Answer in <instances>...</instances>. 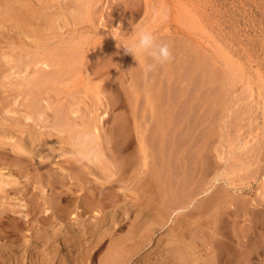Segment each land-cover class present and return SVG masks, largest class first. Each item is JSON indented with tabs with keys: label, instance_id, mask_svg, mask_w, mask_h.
Instances as JSON below:
<instances>
[{
	"label": "bare ground",
	"instance_id": "bare-ground-1",
	"mask_svg": "<svg viewBox=\"0 0 264 264\" xmlns=\"http://www.w3.org/2000/svg\"><path fill=\"white\" fill-rule=\"evenodd\" d=\"M100 2L101 0H0V236H5L4 224L6 222L4 221L12 213L17 214L22 222L29 221L28 216L30 213L28 211H35L46 216L43 219L42 226H39L36 233V229L31 231L34 232L35 236L33 240L31 237L30 242H26V240L25 243H22V241L21 243H16V241H10L7 244L6 242L0 243V264H7L5 263L6 259L8 261L11 259L13 264H22L24 253L30 254V247L33 244L35 246L33 249L36 251L34 253L36 259H34L33 264H93L94 261L97 264H122L133 259L136 251L134 249H142L147 246L151 239L149 233L152 232L154 225L160 227L161 230H164L166 226L164 237L167 236V239L165 238L164 252L162 251L164 257L159 255L162 258L154 259L152 262L149 261L150 259L148 260L149 256H145L142 259L147 263L140 262L139 264H264V176H260V183L248 184L247 187L237 186L238 184L234 181L235 177L238 178L239 176L240 178L241 174L239 175V173L243 170L245 173L249 171L248 178L258 182L259 178L256 175L261 172H259L260 165L258 164L264 154V143L255 140L248 145L247 142H241L243 144H240V141H238V144L232 146L229 139L224 140L223 135H217L223 137L220 138L223 140L219 142L218 146L214 147L215 151L219 153L221 159L232 158V164H229V167L231 168L230 174L234 179L226 181L221 186L218 185L213 189L211 187L203 189L199 184L202 190L201 193L205 194L204 201L207 202L206 212L201 219H185L187 222H184L180 220V217H177L168 222L170 219L167 220L164 217L166 215L163 214L165 209H169L168 212L175 215L186 212L185 210L189 206H191L190 210H193L196 205L192 204L195 198L192 196V192L194 193L196 188H190L189 195L185 193L186 191L184 190V192L181 186L184 178L180 175L183 168L181 164L182 154L190 144L193 145L192 140L190 142L188 140L185 145L184 143L181 145V140H179L178 150L175 149L173 157L171 156L176 161L177 171L173 172L174 178L171 179L174 184L169 186L170 188L168 187L169 191L167 192H169V195L166 196L168 199H164L165 194H163V197L161 196L162 205L165 208L158 205L157 192H151V190L147 192L148 189H144V183L147 181L146 175L154 172L157 161L160 159L161 164L165 165L166 161L170 159L168 153V157H166V147H164L166 146V140L164 137L167 133V136H174L179 128L183 126L180 121L179 125V122L176 121L177 128H175L178 131L173 126V114H176L177 110L182 109L183 112L185 106L187 110L189 109L188 115L184 114L186 111L181 112V116H183L182 123L193 112L194 118L200 120V123L202 122L201 124L195 123L196 128L193 130H196L211 116L205 114L207 116L205 117L204 114L200 113V110L207 107L209 111H212L218 105L221 109H224V107L228 109L225 104L230 105V102H227V96L230 93L228 94L227 91L229 90L225 87L228 84L232 85L233 81L235 82L234 76L232 77L233 71H235L233 60L232 65L229 63L228 58L224 62V65H230L229 69H232L231 71L229 69L225 70V68L221 69L223 64L220 66L221 62L217 61L215 55L211 54L212 56L205 57V55L196 53V50L192 49L191 53L194 55H191L188 59V55L185 54L187 59L182 61L187 60L190 64L187 65L189 69L185 77L177 76L179 78L178 84L172 79V61L157 67L151 73L145 74L141 66L143 61L139 57L134 59L131 56V59L128 60L127 58L128 61L125 60V62L130 61L128 65H131V70L133 66L135 68L133 70L138 71V81L134 83L133 89L130 90L126 82L122 84L121 80L124 78L118 79L119 83L116 84L123 87L124 93L130 91L129 93L132 96L130 98V95L126 96L127 103L129 102L134 108L144 106V109L147 110V112L145 111L146 114L148 113L146 115L148 116L147 120L154 121L155 125L152 122L154 125H152V130H154L156 138L159 139L154 138L156 139L154 141L150 138L151 141H154L153 144L158 147L155 148L158 153L155 156L154 148L153 153L151 152L152 143L150 139L140 131L139 147L137 146L140 154L137 156L132 155L135 157L132 162L134 170L132 173H126L124 163L127 161V157L116 148V146L119 147L118 141L114 139L111 130L110 133L105 130L102 120L107 114H105L104 109L116 102L109 97L104 100L102 95L104 88L110 87L109 85L114 86V77L110 79L102 78L101 69H104L103 65H100L101 61L99 62L98 56L93 54L100 48L117 45L121 38L113 33L112 41H110V38L106 39L105 37L106 40L101 43H90L92 38L89 32L96 29L92 26L94 16L97 15L100 18L104 16V14L102 15ZM134 5L135 0L115 2V5H111L114 9L111 15L113 19L109 18L107 22L117 23L119 21L122 27H127L131 23ZM99 17L97 18L99 19ZM105 17L107 16L102 17V19H106ZM103 20H101V24H103ZM199 42L201 41H198L197 44ZM121 44V52H119V48L115 49V47L106 49H110L112 55L109 54L115 56V62L111 58L114 62L113 67H119L120 70L121 62L126 59L125 56H130L128 53V55H125L126 51L123 48L127 45L124 46L123 42ZM191 53L189 52V54ZM185 55L182 57L186 58ZM234 62L237 63L238 61ZM106 64H108L107 61ZM239 65L236 64V66ZM88 69H91V73H88ZM155 71L156 73H154ZM94 75L100 77L99 81L92 82ZM124 75L123 77L127 74ZM119 76H121V73ZM198 77L199 87L198 89L194 88V93L197 92V94L190 97L186 96L187 89ZM244 78H247V76ZM175 83L178 86H174ZM246 84L250 87L248 83ZM112 88L109 90L115 91ZM231 88L233 90V87ZM250 92L252 94V90ZM171 94L173 95L171 96ZM236 99L238 100L237 97ZM231 101L233 102V100ZM232 102L231 104L234 103ZM101 108L103 109L101 110ZM224 110L222 111L225 114L221 113L220 117L218 116V121L226 124L224 118L231 111ZM101 111L104 113L101 114ZM142 112L144 113V111ZM234 114L237 113L234 112ZM235 115L234 118H237ZM224 124L219 125L224 127ZM148 125L150 126V123ZM139 126L138 128L142 130ZM189 127H187L188 130ZM202 127H204V124ZM152 130L148 131L151 132ZM184 130L187 129L184 128ZM123 131L122 133H124ZM220 131L222 132V130ZM233 131L235 132V129ZM180 133H183V136L185 135L183 130ZM193 134L197 135L191 131V135ZM194 135L193 137H195ZM197 142V145L195 143L193 145L195 149H193V153H195L197 160L193 157L192 169L202 167L198 164L201 154L198 155L197 153L203 151L204 145H199L198 140ZM223 142H228L229 151L227 150V154L222 153L220 149L223 147ZM254 167L255 169H252ZM198 169L194 170L195 174L192 176V182L188 181L186 183H196V178L198 179L197 176L200 175V172L197 173ZM246 169L248 171H245ZM143 172L144 175H140ZM156 173H158L157 169ZM153 176L151 175L152 178ZM168 176L170 175L168 174ZM213 179L216 181L217 177L215 176ZM205 181L207 182V180ZM115 187H121V192L118 193ZM138 188H140V192L142 191L140 194L136 191ZM182 191L185 194H182ZM108 197L113 202L110 211L113 210L114 212L104 213L103 216L101 215L102 218L98 217L99 219H96V222H88L83 225H81V222L74 224L76 227L69 225L65 227V232H61L53 228L55 226L52 225V221H48L50 216L47 215H51L50 211L58 212L60 216H63L75 198L78 199L77 202L81 207L80 211L83 213L89 211V209H103V203H105L103 201ZM127 197L130 199L127 200ZM119 199H122L121 204H116L115 202ZM119 208H123V213L127 216L132 209L136 212L135 220L132 219L128 222V226L121 225L120 222H123L121 219L120 221L117 220L118 215L115 212ZM172 221L174 222L171 224ZM107 223L112 225L108 227ZM115 225H118V227L115 228ZM21 226L19 223H15L9 229L12 228L14 233L17 234L21 232ZM79 226H81L80 229ZM123 228L127 229L124 230V238L131 241L128 243L129 245H124L128 246L127 252H122V254L117 252V248L123 242L118 243L119 239L116 238V243L112 242L116 246L110 253L103 254L105 256L96 261V256L100 251L98 246L103 238L102 235L108 233L117 235V232L122 231ZM139 230L142 232H138ZM85 233L89 237L88 240L82 238ZM134 237L137 238L136 242L132 241ZM226 244L229 245L230 252L227 251L229 247L226 250L227 252L224 251L223 247ZM39 247H44V249L38 250ZM95 247L97 248L94 249ZM62 250L66 252H64V257L60 256Z\"/></svg>",
	"mask_w": 264,
	"mask_h": 264
},
{
	"label": "rangeland",
	"instance_id": "rangeland-1",
	"mask_svg": "<svg viewBox=\"0 0 264 264\" xmlns=\"http://www.w3.org/2000/svg\"><path fill=\"white\" fill-rule=\"evenodd\" d=\"M119 1L118 0H101L100 6L102 9V15L104 14V16H107V17H105L106 19L103 20L102 17H104V16H102L100 18L99 16L95 15L94 16V22L92 23V26H93V28H96V29H93L91 32H89V34L92 38V40L90 42L91 44L92 43L93 44L94 43H96V44L101 43L104 40H106L107 38H110L111 39L110 41H112V34L113 33H115L119 38H121V40L118 41L119 46H117L118 44L106 46V47H104L105 49L103 48L104 50L102 48H100V49H98V51L93 53V54L98 56L99 62L101 61L100 65H103L104 69L100 68L101 72H102L101 73L102 78L106 77L105 79H107V78L110 79V78L114 77L113 79H114L115 84L119 83L118 79L120 80V79L124 78L123 79L124 81L121 80L122 84H123V82H126V84L129 85L128 86L129 90L133 89V86L135 85L134 83H136V81H138V77H139V75H137L138 71L133 70L135 68L132 66V70L134 71L133 72L131 70V65L130 64L128 65V63H130V61L125 62V60L128 61L129 59H131L130 57L132 55L130 54V56H129L127 53H125V55L127 54L128 56H125L126 59H124L123 62H121L122 66H120L121 67V70H120L119 67L115 68V66L113 67V65H112L115 62L114 61L115 56L114 55L111 56L112 54L110 53V49H111V47H112V49L114 47H115V49L119 48L118 50H119V52H121L122 51V48H120V46L122 45L121 42H123L124 46L128 45L130 38L134 35L137 28L140 26H143L147 30H150L151 32H153V34L156 35L159 42L171 44L170 46H171L172 52H173L171 74H172V79H174V82H176V83L179 80L178 77H185L187 74V71L189 69L188 68L189 61H187V60H186L187 62L186 61L182 62V61H184V59H187V55H188V59L190 58L191 55H194L193 53H191L192 49H195L196 53H200L202 55H205V57L206 56L210 57L212 55H215V57L217 58V61H219V63L221 62L220 66L223 64L221 66V69L225 68V70H227L230 68L229 67L230 65H227V64H225L226 66L224 65V62H226L227 58L230 61L229 63L231 65L233 63L235 64L234 65L235 71H233V75L232 74L231 75H232V77L234 76V80L238 84L233 81L234 84L233 83H232V85L228 84L227 85L228 87L227 86L225 87L229 90V91H227L228 94L230 93V95L232 96V97L230 95L227 96L228 97L227 102H230V105H227L228 103H226L225 106H227L228 109L225 107H224L225 110L221 109V107H219V105H218L217 107H219V108L216 107L215 108L216 110L213 109L212 111H209V109L207 107L205 109H203L204 111L200 110V113H202L204 115L206 114L207 116H209V115H211V116H209L208 119H206V122L203 123L204 127H202L203 124L199 125L196 130H193L196 128L195 123L198 122V124H201L202 122L200 123V120H197L194 118L195 115L192 114L193 112H191L189 114V117L186 118L187 121L183 120V123H182V119H183L182 118L183 116H181L182 109L177 110L176 114L174 113L175 116L173 114V119H174L173 120V123H174L173 126H174V128L176 127V121L177 122L180 121L183 126L179 128V131L176 129L177 127L175 128V130H177L178 132L174 136H167L168 135V133H167V135L164 137L166 140L165 141L166 146H164V147H166V157H168V155L170 157L169 161H166L165 165H167L168 167L170 165V167L168 168L165 165H162L160 162V159H159L157 161V164L154 167L155 169L153 168L154 172L148 173V175H146L147 181H146V183H144L145 184L144 189L145 190L148 189L147 192H149L151 190V192L153 191V192L158 193V194L156 193V197H158L157 198L158 199V205L160 207L165 208L162 205L163 204L162 197H163V194H165L164 199H168L166 196L169 195L168 194L169 192H167V191H169V188H170L169 186L174 184V183H172V180H173L172 178H174V173H175V170L177 168L176 161L174 158H172L173 157L172 155H174V153H175L174 150L177 149V147H179L178 146L179 140H181L180 141L181 145H182V143H184V145H185V143L188 142V140H189V142L192 140L193 145H194V143L197 145V143H198L197 140H198L199 145H204V149H205V150L203 149V151H201V153L200 152L197 153L198 155L201 154L199 157L198 164L201 165L202 167H200V168L195 167L192 169V167H193L192 162L194 161L193 157H195V153H193V152L195 149H194V146L192 144H190L189 147L187 148V150L184 151L182 154L181 164L183 165L182 167L184 169L182 168V172L180 171L181 177L184 178V179H182L183 182L181 184L183 191L185 190L186 192L185 191L184 192L188 193L191 191L190 188H193V187L196 188V190L194 189L195 192L194 193L192 192V194H193L192 196L195 197L192 204H194V205L196 204L195 205L196 208L193 207V210H190L191 206H189L185 210L186 212H181V213L175 214V215L169 213L168 212L169 209H165L163 214L166 215L164 217H166L167 220L170 219V220H168V222L173 220V218L176 219L177 217H180V220H183L184 222H187L186 221L187 219H189V220H197L199 218L201 219V218H203V214L206 212L205 210L207 207V205H206L207 202L204 201V199H205L204 195L205 194L201 193V191H202L201 187L203 189H205V187H207V188L211 187L213 189L218 185L221 186L226 181H232V179H234L232 177V175L230 174L231 168L229 167V164H232V158L227 157V158L221 159L219 153H217L215 151L214 147L218 146L220 144L219 142H221V140H223L220 138L224 137V140L229 139L231 141L232 146H233V144L234 145L238 144V141H240L239 142L240 144H243L241 142H247L248 145L251 144L252 142H254L255 140H258L259 142L264 143V0H135V5H134L135 8H133L134 12H133V15L131 17V21H130L131 23H129L127 25V27H125V28L121 26L122 24H120L119 21H117V23L107 22L109 18L113 19V17L111 15H112V12L114 11V9H113V6L111 7V5H115V2L117 3ZM183 9H186V10H183ZM195 12H197L196 15H195ZM184 13H186L188 15L189 19L187 18V15ZM97 17H99L100 20ZM101 20L104 21L103 24L100 23ZM188 23L189 24L191 23L190 24L191 26ZM196 29H198V30H196ZM201 32H202V34H201ZM192 35H193V37H192ZM105 37H106V39H105ZM197 37H198V39H197ZM195 39H197V40H195ZM198 41H201V42H199L197 44ZM195 45H197V46H195ZM109 47H110V49L106 50ZM105 50H106V52H105ZM102 51L104 52V54L105 53L106 54L104 55ZM189 52L191 54H189ZM102 54H103V56H102ZM182 54L183 55L187 54V55H185L186 58L182 57L183 56ZM227 55H229V56H227ZM108 56H111V57H108ZM180 57L183 60L179 59ZM109 58H110V60H109ZM111 58L113 59L114 62L112 61ZM127 58H128V60H127ZM230 58H232V59L230 60ZM93 60H96V59H93ZM105 60L108 62V64H106ZM232 60H233V63H232ZM234 61H236V62L238 61V62L235 63ZM109 64H111L112 66H110ZM236 64H240V65L236 66ZM238 67L240 69L236 70V68H238ZM177 69H179V70H177ZM88 70H89L88 73L89 72L91 73V69H88ZM229 70L231 71L232 69H229ZM177 71H178V73H177ZM120 73H121V76H119ZM154 73H156V71ZM122 74L123 75L127 74V75L126 76L124 75L125 77H123ZM245 76H247V78H244ZM238 77H239V79H237ZM240 77H241V79H240ZM99 78L96 75L92 79V82L93 81L94 82L99 81ZM198 79H199V77L196 80H194V82H193L194 84L192 83L191 87H189L187 89V92H186L187 95L186 96L190 97V96H193V94H197V92L196 93H194V92H195V89H198V87H199L198 86L199 85ZM241 80H242V82H241ZM245 82L248 83V85H250V87L247 86V84ZM176 83L174 86H178L177 85L178 83L177 84ZM115 84H114V86L109 85L110 87H108L106 89L104 88V91H102V95H103L104 100L108 99V97H109V98L116 101L114 103V105L107 106V108L104 109L105 114L106 113L107 114L102 118V120L104 123L105 130H108L109 131L108 133H110V130H111V134L114 135V139H116V141H118L117 144H119V147L116 146V148H118L120 150V152H122V154H124V156L127 157V161L124 163V171H126V173H128V172L132 173L134 170L133 169L134 164L132 162H133V160H135V159H133V158H135L133 156L134 155L137 156L138 154H140L139 148H138L139 147L138 144H139L140 131L145 133L144 135H147V137L149 139L152 138L154 141H156L157 138L154 135V130H152L153 129L152 127L155 125V123H154V121H150V119L147 120L148 116H146V115L148 113L146 114L147 110L144 109V106L142 107L143 109L139 106H138L139 108H134V106L129 104V102L127 103L128 100L125 98H127L128 95H130L129 98L132 96L129 93L130 91L127 90L128 92L124 93L123 87H120L119 84H116V85ZM192 85H195V86H192ZM231 87H233V90ZM234 87H235V89H234ZM110 88H112L115 91L109 90ZM190 88H192V89H190ZM247 88H248V90H247ZM249 88H250V90H252V94H250L251 92H250ZM245 89L247 90V92H245L246 91ZM173 92H175V91L173 90ZM188 92L190 95L188 94ZM109 93H111V94H109ZM111 95H113V96H111ZM172 95L173 94H171V96ZM249 95H251V96H249ZM236 97L238 98V100L237 99L235 100ZM111 99H109V100H111ZM231 100H233L234 103ZM231 102L233 104H231ZM185 107H184V109L186 112L184 110H183V112H185L184 113L185 115H188L189 109L187 110V108H185ZM233 107L234 108L237 107V108L234 109ZM188 108H189V106H188ZM242 108H243V111H242ZM102 109L103 108H101V110ZM138 109H139V111H138ZM232 109H233V111H232ZM222 110L227 111V112L231 111V113H229V115L226 118H224V120H226L227 125L222 123V121H221V123H219V121H218V119H219L218 116L221 113L225 114V112H223ZM106 111H108V112H106ZM142 111H144L145 114ZM192 111H193V109H192ZM240 111H242L243 114H241L242 112H240ZM234 112L237 114L235 115ZM102 113H104V112L101 111V114ZM132 113H133V115H132ZM178 113H179V115H178ZM141 115H142V118H141ZM144 115H145V117H144ZM206 115H205V117H207ZM234 115L238 119L234 118ZM241 115H242V117H241ZM178 117H180L181 119ZM227 118H229V119H227ZM142 119L143 120L145 119L147 121L144 120L142 122L141 121ZM137 120H139V121H137ZM114 121H115V123H114ZM227 121H228V123H227ZM152 122L154 125L152 124ZM180 122L178 123V125L180 124ZM149 123H150V126L148 125ZM145 124H147V125L145 126ZM219 124H224L225 126L223 127V125L220 126ZM139 125H142V126H139ZM138 126L140 128H142V130L139 129ZM189 126H191V127H189ZM226 126H227V128H226ZM146 127H149V128L147 129ZM187 127H189V130ZM181 128H183V129H181ZM184 128H186L187 130H184ZM146 129H147V131H145ZM150 129L152 130L151 132L148 131ZM234 129H235V132L233 131ZM182 130H183V132H185L184 136H183V133H180ZM220 130H222V132ZM227 130H228V132H227ZM122 131L125 134L122 133ZM191 131L193 133L195 132L197 135L195 136L193 134L195 136V137H193V135H191ZM208 132H210V133H208ZM224 132H226L227 134ZM203 133L206 134L205 135L206 137H209L210 134H211V136L209 138H206ZM212 133H214V134H212ZM218 134L220 136L223 135V137L217 136ZM150 135H151V137H150ZM213 135H215V136H213ZM115 136H116V138H115ZM200 137H201V139H200ZM236 137H238V138H236ZM154 138H156V139H154ZM152 139H150V141ZM195 139H196V141H195ZM205 139H207V140H205ZM157 140H159V139H157ZM185 140H187V141H185ZM154 141H151L152 144L150 143L152 145V146L150 145L152 153H153L155 148H158L153 144ZM227 144H228V142H226V143L223 142V147H222L223 149L220 148L222 150V153L227 154V150L229 149ZM153 145H154V147H153ZM172 145H173V147H172ZM223 151H225V152H223ZM137 152H139V153H137ZM207 152H209L208 155H207ZM167 153H168V155H167ZM238 153H239V151H238ZM156 154H158V153L155 149L154 155L156 156ZM195 159H196V157H195ZM260 161L261 162H259L258 165H260L259 166L260 167L259 172L260 171L261 172L259 173V175L258 174L256 175V177L259 178L257 180L258 182L254 181L252 178H248L249 171L246 169L245 171H248V172L245 173L242 170V172L239 173V175L240 174L242 175V176L240 175V178H239V176H238V178L235 177L234 181L236 182V184H238L237 186L247 187L248 184L251 185V184L260 183V176H264V154L261 156ZM202 162H205V163H202ZM130 169H131V171H130ZM156 169H157L158 173H156ZM197 169H198L197 173L200 172V175L197 176L198 179L196 178V183L195 184L194 183L193 184L186 183L188 181L192 182V180H193L192 176H193V174H195L194 170H197ZM252 169H255V167ZM192 172H194V173H192ZM160 174H161V176H160ZM168 174L170 176H168ZM140 175H144V172H143V174H140ZM151 175L152 176L154 175L153 178L151 177ZM190 176H191V178H190ZM215 176L217 177L216 181H214V179H213ZM205 180H207V182ZM199 184H201L200 185L201 187L199 186ZM196 186H199V187H196ZM128 187H130V186L128 185ZM199 188H200V190H199ZM116 189H117L118 193L121 192V187L120 188L115 187V190ZM138 189L136 191H138V193L140 194L142 191L140 192V188H138ZM183 191H182V194L184 193ZM188 195H189V193H188ZM126 199L129 200L130 198L127 197ZM161 200H162V202H161ZM77 201H78V199L75 198L74 201L70 204L69 209L67 210V212L63 216H60L58 214V212L50 211L51 215L50 214L47 215V216H50V219H48V221L49 222L52 221L51 223L53 226H55V227H53L55 230L58 229V231L65 232L66 231L65 227H68L69 225L71 227H76L75 225L77 223H81V222H82L81 225L87 224L88 222L93 223V222H96V219H99L98 217L102 218L104 213L113 211V210L110 211V209H112L111 207H113L112 206L113 202L110 201L109 197H108V199H105L103 201V202H105V203H103V205H104L103 209H97V208L95 209L94 208L93 210L89 209V211H85L83 213H82V211H80L81 207H79V203ZM120 202H122V199L117 200L115 203L121 204ZM74 205H76V206H74ZM76 207H77V209H76ZM133 211L134 210L132 209L131 213H129L128 216L123 213L124 212L123 208H119L115 212V214L118 215L117 220L120 221V219H121V221H123V222H120L121 225L124 224L125 226H128V222H130L132 219L135 218V216H137L136 212L135 211L133 212ZM28 212L30 213L28 216V218H29L28 220L29 221L32 220L30 222L29 221H27V222L23 221L22 222V220L15 213L8 215V218L5 219V221H4V222H6L4 224L5 236H2L3 238L0 236V243L6 242V244H7L10 241L11 242L16 241V243H21V241H22V243L23 242L25 243L26 240H27L26 242H28L29 240L31 241V237L33 240V237L35 236V234H33L34 232H31V231H34L36 229L35 230V233H36L37 229H39V226L40 225L42 226V222L44 221L43 219L46 216H44L43 214H40L38 212H35V211H33V212L28 211ZM170 212H172V211H170ZM136 218L138 219L139 217H136ZM173 222L174 221H172L171 224ZM15 223H19L20 226L22 225L21 226V232L20 233L18 232L19 235H18V233L17 234L14 233L12 228L9 229ZM23 224H25V225H23ZM182 224H184V223H182ZM31 225H32V227H31ZM110 225H112V224L109 223L108 227H110ZM7 226H9V227H7ZM117 227H118V225H115V228H117ZM80 228H81V226H79V229ZM153 228H152V232L150 231V233H149L150 234L149 238H151L152 240L150 239V242L147 243V246L143 247L142 249H137L135 247L136 249H134V251L135 250L136 251L134 253L135 255H134L133 259L131 261L124 262L122 264H126V263L127 264H139L140 262L141 263L142 262L147 263V261L143 260L145 258V256H149L148 260L150 259L149 261H152V262L154 259L156 260L158 258L161 259L162 257H164V253H162V251L165 247L164 245H165V241L167 239V236L164 237V235H166V226L164 227V230L163 229L161 230L160 227L155 226V225L153 226ZM74 230H75V228H74ZM100 230L104 231L103 229H100ZM124 230H127V229L123 228L122 229L123 232L119 231V232H117V235H114L111 233L102 235L103 238L102 237H101L102 239L100 238L101 240H100V243L98 246V248L100 247L101 252L100 251L98 252V255L96 256V261L98 259H100L101 257H104L105 255L110 253V251L114 248V246H116V244L114 245V243H112L113 241L116 243V238L119 239V241H117L118 243L123 242V244L120 245L122 248L119 246L117 248L118 249L117 252L121 253V254H122V252H127L126 250H127L128 246H124V245H129L128 243L131 241L124 238L125 237ZM140 231L141 230H139L138 232H140ZM111 236H113V237H111ZM120 236H123V237H120ZM82 238H84V240L89 239L87 233L83 234ZM123 238L126 241H128L126 244H124L126 241ZM132 241L136 242L137 238L134 237ZM32 244H33V241H32ZM157 246H158V249L161 251H159L157 249ZM33 247H35L34 244L30 247V250H31V251H29L30 254L24 253L25 256H23V262L21 261L22 264H33L34 259H36L35 258L36 254H34V253H36V251H35V249H33ZM228 247H229V245H227V244L223 247L225 252H227V251L230 252V250H229L230 247L229 248ZM41 248L44 249V247H41ZM41 248L39 247V249L38 248L37 249L41 250ZM96 248L97 247H95L94 249H96ZM227 248H228V250H227ZM64 252H65V250H62L60 252V256L64 257L65 253H66V252L65 253ZM62 253H64V254H62ZM91 253H93V252H91ZM132 253H133V251H132ZM103 254H105V255H103ZM68 255H70V254H68ZM151 255H153L154 257L153 256L150 257ZM159 255H162V257ZM67 258H68V256H67ZM165 262H167V261H165ZM5 263L13 264V261L11 259L9 261L6 259ZM93 264H97V263L94 261ZM152 264H154V263H152Z\"/></svg>",
	"mask_w": 264,
	"mask_h": 264
},
{
	"label": "clouds",
	"instance_id": "clouds-1",
	"mask_svg": "<svg viewBox=\"0 0 264 264\" xmlns=\"http://www.w3.org/2000/svg\"><path fill=\"white\" fill-rule=\"evenodd\" d=\"M126 53L134 59L139 57L145 74L153 72L157 67L168 64L173 59L172 48L169 43L159 42L157 37L143 26L137 28L126 47Z\"/></svg>",
	"mask_w": 264,
	"mask_h": 264
}]
</instances>
